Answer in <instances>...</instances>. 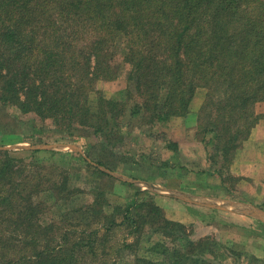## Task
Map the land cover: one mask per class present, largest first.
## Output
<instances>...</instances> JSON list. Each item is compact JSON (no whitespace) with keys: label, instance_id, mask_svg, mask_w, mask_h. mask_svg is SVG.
<instances>
[{"label":"trees","instance_id":"1","mask_svg":"<svg viewBox=\"0 0 264 264\" xmlns=\"http://www.w3.org/2000/svg\"><path fill=\"white\" fill-rule=\"evenodd\" d=\"M120 39L131 65L124 99L96 88L117 76L112 47ZM197 87L205 97L196 135L212 166L197 172L223 175L259 119L255 105L264 102V0H0V102L50 119L68 134L89 129L112 152L125 145L118 130L123 115L140 122L149 116L151 123L184 116ZM166 146L179 154L175 141ZM146 150L122 159L132 168L154 165ZM38 151L56 153L36 149L25 162L0 149V264H115L107 244L114 229L133 234L146 225L179 243L156 242L149 249L161 258L137 256L134 264H214L202 244L219 242L181 235L184 224L151 199L131 198L105 211L106 192L96 186L93 200L77 208L85 221L42 222L48 205L40 192L52 188L69 199L73 191L67 176L56 181L38 170ZM130 246L123 241L124 249Z\"/></svg>","mask_w":264,"mask_h":264},{"label":"rangeland","instance_id":"2","mask_svg":"<svg viewBox=\"0 0 264 264\" xmlns=\"http://www.w3.org/2000/svg\"><path fill=\"white\" fill-rule=\"evenodd\" d=\"M112 49L114 50L112 64L118 70L117 76L115 79L97 81L96 88L106 97L124 99L127 75L131 65L124 59L126 51L121 39L113 43ZM95 95V92L90 95L94 107ZM204 97L205 88L197 87L188 113L163 123H151L149 116L140 122L123 115L118 130L125 134L126 139L123 140L125 145L114 147L112 152L107 146L100 145L89 129L75 128L71 134H68L56 128L50 119L43 120L32 112L23 113L14 104L4 105L0 102V149L23 157L25 162L31 159V151L36 149L56 152L54 155L45 151L35 152L33 160L39 162L37 165L40 167L39 171L50 173L49 176H53L56 181L60 180L61 176H67L68 185L73 194L67 199L57 197L52 188L41 191L39 197L48 205L45 213L41 215V221L44 223L63 221L66 225V222L85 221L87 218L78 219L81 214L77 208L93 200L94 188L97 186L106 192L105 211H110L114 204H125L131 198L151 199L162 208L167 218L184 224L181 235H187L195 241L207 236L217 240L220 245L212 244V240L208 239L204 240V245L202 244L205 256L212 258L214 264H264V223L261 220L189 202L172 194V190H178L197 196L198 200L219 203L231 200L240 202L244 199L264 207V204H261L264 203V197L249 194L247 189L238 184L235 179L228 178L230 174L210 175L197 172V170L212 167L207 159L208 147L196 135L200 126L199 110ZM259 103L264 102H258L255 110L257 105L260 106ZM140 123L142 126H139ZM168 140L175 141L178 145L179 154L176 157L174 152L166 146ZM42 144L64 146H54L49 149L30 147ZM142 146L149 148L146 151L153 152L150 162L155 164H150L149 167L138 165L132 168L134 166L127 160L124 161L122 156L133 154L138 156ZM88 153H91L94 159H101L105 165H97L88 157L90 156L87 155ZM82 156L105 173H98L93 167L88 166L80 159ZM164 160L184 167L181 169L170 166L161 167L159 164ZM114 173L122 176H116ZM213 176L216 177L215 180ZM126 178L145 180L151 182L154 187L150 188ZM208 178H211L212 182H208ZM210 184L213 185L210 186ZM224 186L229 187L232 194H226ZM248 189H250L249 186ZM258 192L260 194L262 189ZM243 195H248L249 198H244ZM128 230L120 226L114 229L107 240L110 257L116 259L115 264H134V258L137 256L159 260L161 256L149 249L152 244L162 242L172 246L179 243V241H173L172 237L154 233L149 225L133 234H129ZM123 241L132 242V246L124 249ZM99 250L101 254V249Z\"/></svg>","mask_w":264,"mask_h":264},{"label":"crops","instance_id":"3","mask_svg":"<svg viewBox=\"0 0 264 264\" xmlns=\"http://www.w3.org/2000/svg\"><path fill=\"white\" fill-rule=\"evenodd\" d=\"M256 113L259 115V119L252 127L248 137L243 140L241 145L236 149L228 168V174L232 176L231 180L235 179L238 184L244 186L252 196L264 197V103L260 104V106L257 105ZM247 185L250 189H248ZM228 188L229 187L224 186L226 194H232L231 190ZM259 189H262L260 194L258 192ZM247 196L243 195L244 198H249V196ZM240 202L250 203L248 200L244 199H241ZM253 205L260 207L256 204ZM260 208L264 210V207L261 206ZM233 213L239 214L237 212Z\"/></svg>","mask_w":264,"mask_h":264},{"label":"water","instance_id":"4","mask_svg":"<svg viewBox=\"0 0 264 264\" xmlns=\"http://www.w3.org/2000/svg\"><path fill=\"white\" fill-rule=\"evenodd\" d=\"M63 147L64 145L62 144H57V145H46V144H42V145H33L30 146L31 148H53V147ZM26 147V146H23ZM79 150V149H78ZM103 170L110 172L106 169H104L103 167H101ZM116 176H122L119 175L117 173H114ZM130 181H133L135 183H139V184H144L150 188H153L154 185L151 182H147L145 180H141V179H129L126 178ZM163 189V188H162ZM163 191H165V189H163ZM172 194L174 196L180 197L186 201L189 202H193V203H199V204H203L209 207H215V208H219V209H223V210H228V211H232V212H237L239 214H245V215H249L255 218H258L259 220H261L264 223V210L260 207H257L253 204L250 203H244V202H238V201H227L226 203H219V202H215V201H210V200H198L199 197L188 194L186 192H181L178 190H172Z\"/></svg>","mask_w":264,"mask_h":264}]
</instances>
